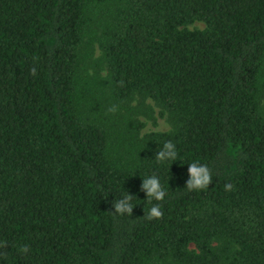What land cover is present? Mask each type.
I'll return each instance as SVG.
<instances>
[{
    "label": "trees",
    "instance_id": "obj_1",
    "mask_svg": "<svg viewBox=\"0 0 264 264\" xmlns=\"http://www.w3.org/2000/svg\"><path fill=\"white\" fill-rule=\"evenodd\" d=\"M263 99L264 0H0V264H264Z\"/></svg>",
    "mask_w": 264,
    "mask_h": 264
},
{
    "label": "clouds",
    "instance_id": "obj_2",
    "mask_svg": "<svg viewBox=\"0 0 264 264\" xmlns=\"http://www.w3.org/2000/svg\"><path fill=\"white\" fill-rule=\"evenodd\" d=\"M110 111H114V109H110ZM176 150L175 145L171 142H166L164 145V149L158 152L157 160L165 161L168 159L176 158ZM191 180L188 182L186 188L189 191L202 190L206 189L211 184V173L210 170L206 166H200L196 163H192L189 165ZM143 187L141 191H145L147 193V201L151 203L152 200L163 201L165 198V191L162 189L161 184L157 177L153 176L151 178L143 179ZM232 185H225L226 191H231ZM133 196L127 195L125 198L114 201L113 207L115 208L114 214L118 213L123 215L124 213L131 214L133 212V208L131 206V199ZM162 217V212L158 206H153L151 210L146 214L145 218L148 220L156 219ZM24 251H27L25 248Z\"/></svg>",
    "mask_w": 264,
    "mask_h": 264
},
{
    "label": "rangeland",
    "instance_id": "obj_3",
    "mask_svg": "<svg viewBox=\"0 0 264 264\" xmlns=\"http://www.w3.org/2000/svg\"><path fill=\"white\" fill-rule=\"evenodd\" d=\"M205 25L203 23H195L192 26H189L190 30L193 29H204ZM100 53L97 52L96 57H99ZM105 74V72H104ZM138 104V101H135L132 105L136 106ZM146 104L153 108L154 116L156 118V123L153 121L148 120L146 117L138 116L137 120L141 121L145 124L144 129L142 130V136L151 134V133H167L170 132L172 127L168 120V117L162 116L161 112L162 109L159 108L152 100H147ZM262 105L264 106V99L262 101Z\"/></svg>",
    "mask_w": 264,
    "mask_h": 264
}]
</instances>
